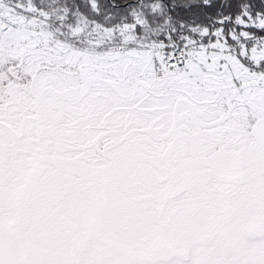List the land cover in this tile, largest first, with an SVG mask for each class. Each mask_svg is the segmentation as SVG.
I'll return each instance as SVG.
<instances>
[{
	"label": "snow or ice",
	"instance_id": "1",
	"mask_svg": "<svg viewBox=\"0 0 264 264\" xmlns=\"http://www.w3.org/2000/svg\"><path fill=\"white\" fill-rule=\"evenodd\" d=\"M0 264H264V0H0Z\"/></svg>",
	"mask_w": 264,
	"mask_h": 264
}]
</instances>
